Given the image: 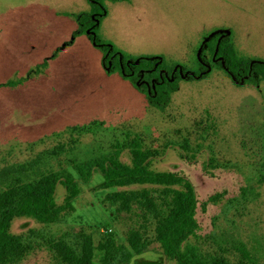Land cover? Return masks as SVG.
<instances>
[{
    "label": "rangeland",
    "instance_id": "374dc122",
    "mask_svg": "<svg viewBox=\"0 0 264 264\" xmlns=\"http://www.w3.org/2000/svg\"><path fill=\"white\" fill-rule=\"evenodd\" d=\"M103 3L107 14L97 36L126 55L163 56L195 71L206 39L227 31L243 55L264 61V0ZM89 10V0H0V192L15 181L49 177L62 203L67 174L80 186L73 210L57 222L14 220L12 231L36 246L17 264H60L51 241L80 251L89 241L111 243L117 253H133L130 231L142 219L120 212L110 194L151 186L101 189L102 174L88 180L82 167L109 158L131 164L138 144L151 168L193 183L200 229L192 244L200 254L239 262L248 252L264 264V80L237 85L214 64L206 77L183 80L170 104L158 108L106 69L103 50L87 34L74 37V15ZM46 60L44 71L32 73ZM18 79L25 81L6 85ZM119 256L113 264H177L157 242L137 262Z\"/></svg>",
    "mask_w": 264,
    "mask_h": 264
},
{
    "label": "trees",
    "instance_id": "16d2710c",
    "mask_svg": "<svg viewBox=\"0 0 264 264\" xmlns=\"http://www.w3.org/2000/svg\"><path fill=\"white\" fill-rule=\"evenodd\" d=\"M89 3V11L74 15L78 24L74 37L87 34L103 50L106 69L111 73L119 72L130 80L146 95L151 105L165 109L183 80L206 77L214 64L225 69L237 85L244 82L259 84L264 80V61L243 55L236 47L233 36L226 31H216L206 39L199 54V67L195 71L180 65H169L163 56L126 55L115 46L99 40L97 29L107 14V8L103 0H89ZM48 65L46 60L32 73H41ZM24 81L12 80L6 85L16 87ZM139 146L134 145L132 148L131 164L109 158L82 167L88 180L97 171L102 174L104 180L99 185L101 189L151 186L110 194L109 200L117 205L120 212L136 214L142 219V225L130 231L129 247L133 253L122 249L117 250V253L113 251L114 244L111 243L101 242L95 247L89 241L80 251L63 241H51L49 244L54 259L60 264H113L118 258H115L116 255H120V260L131 263L157 242L165 256L177 264H243L248 252L240 258L242 261L233 262L224 253L200 254L197 251L192 239L199 235V200L193 183L182 173L151 168L147 160L149 154L136 148ZM63 183L69 195L62 203L57 201L56 183L49 177L37 182L15 181L0 192V264H17L36 249L24 234L12 231L15 219L27 217L42 224H50L73 210L72 201L80 193V186L70 174H67ZM217 198L212 197L213 201ZM102 250L103 254L98 253ZM250 264L257 263L251 261Z\"/></svg>",
    "mask_w": 264,
    "mask_h": 264
},
{
    "label": "water",
    "instance_id": "95a60500",
    "mask_svg": "<svg viewBox=\"0 0 264 264\" xmlns=\"http://www.w3.org/2000/svg\"><path fill=\"white\" fill-rule=\"evenodd\" d=\"M227 32V31H226ZM227 33H230V32H227Z\"/></svg>",
    "mask_w": 264,
    "mask_h": 264
}]
</instances>
